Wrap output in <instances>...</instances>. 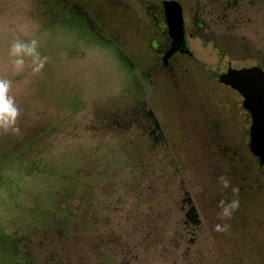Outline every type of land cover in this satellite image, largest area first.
<instances>
[{
  "label": "rangeland",
  "instance_id": "obj_1",
  "mask_svg": "<svg viewBox=\"0 0 264 264\" xmlns=\"http://www.w3.org/2000/svg\"><path fill=\"white\" fill-rule=\"evenodd\" d=\"M79 1L104 38L54 0H0V79L20 111L18 133L0 130V264H264V167L242 98L217 82L264 70V0H178L191 54L167 69L160 0H138L139 18ZM16 39L37 40L40 72L14 71Z\"/></svg>",
  "mask_w": 264,
  "mask_h": 264
},
{
  "label": "water",
  "instance_id": "obj_2",
  "mask_svg": "<svg viewBox=\"0 0 264 264\" xmlns=\"http://www.w3.org/2000/svg\"><path fill=\"white\" fill-rule=\"evenodd\" d=\"M163 9L167 23L171 47L164 52V64L177 50L183 51L185 32L183 10L177 0H164ZM220 84L230 87L242 98V107L250 116L249 142L250 153L264 166V70L259 65L234 68L228 67L217 76Z\"/></svg>",
  "mask_w": 264,
  "mask_h": 264
},
{
  "label": "flooded vegetation",
  "instance_id": "obj_3",
  "mask_svg": "<svg viewBox=\"0 0 264 264\" xmlns=\"http://www.w3.org/2000/svg\"><path fill=\"white\" fill-rule=\"evenodd\" d=\"M56 1L57 3H60L62 5L63 8L66 9L67 13H70V14H73L75 16H79L81 18L84 19V21L88 24V26L92 29V31L98 35L101 39L104 38V34L103 33V30H101V28L97 26V28L99 29L98 32L97 29H93V27L90 26V23L93 22L91 20L92 18V13L94 12L93 10H89V9H86L85 7H89L88 4H85V3H82L80 2L79 0H54ZM89 3H91L93 5V0H87ZM159 1V0H158ZM163 1L164 0H160V3L158 5V10L156 11L157 14H158V17H157V26L160 30H158L159 32H157V35H161V38H163V51L160 53L159 55V58L161 60V67L163 69H167L169 66H170V61L172 60L173 57H175L176 55L178 54H188L190 55L191 52L188 50L187 48V45H186V42H185V45L186 47L184 48L183 51H180V50H177L176 52H174L169 58H168V61L166 64H164V61L162 59V55L164 54V52H166L170 47H171V39L168 35V30H167V23L165 21V16H164V9H163ZM178 1V0H177ZM114 4L113 6H111V11L113 12L112 14L114 15V17H116L117 15H115V13H121L120 15H118L119 17H124V16H129L130 14L132 15V17H138L137 13H141L140 17H146V12L144 10V3L141 1H138V0H132V3L130 4L131 8L130 9H126L124 7H122L120 4L117 3L116 0H113ZM179 2V1H178ZM128 3V2H127ZM180 3V2H179ZM91 5V6H92ZM134 5V6H133ZM137 6L136 10H135V7ZM182 6V5H181ZM103 8V7H102ZM182 10H183V7H182ZM121 11V12H120ZM184 12V11H183ZM108 13V12H107ZM108 16L110 15L109 13L107 14ZM139 18V17H138ZM183 20H184V16H183ZM91 21V22H89ZM94 23V22H93ZM145 23L147 24V22L145 21ZM134 25V24H133ZM136 25H138L136 23ZM148 27V24L146 25ZM134 29V28H133ZM136 30V32H134L135 36H136V39H137V36H142V39L139 41L140 43L142 42H146V40H150V44L151 45V49L156 51L159 47V41L158 39L155 38V36L153 37H149L147 36V30L143 33L141 32L139 29H134ZM184 32H185V26H184ZM113 35V34H112ZM145 35V37H144ZM156 35V34H155ZM135 38V37H134ZM109 40V41H107ZM106 41L107 42H110V41H113L112 39H107ZM138 40V39H137ZM155 45L156 49H153L152 48V45ZM218 82V81H217ZM223 85V84H222ZM225 86V85H223ZM228 87V86H226ZM230 88V87H229ZM233 90V89H232ZM236 92V91H235ZM240 96V95H239ZM241 97V96H240ZM242 103V101H241ZM242 106V104H241ZM243 108V107H242ZM244 109V108H243ZM245 110V109H244ZM151 117L150 121H148L152 126H156L159 127L160 125H158V123L156 121H154V119L152 118V112H149L148 113ZM249 115V114H248ZM249 149V148H248ZM250 152V151H249ZM253 156V155H252ZM254 157V156H253ZM255 160L258 162V159L256 157H254ZM259 163V162H258ZM193 210V209H192ZM194 215L196 216V214L194 213ZM187 216H190V215H187Z\"/></svg>",
  "mask_w": 264,
  "mask_h": 264
},
{
  "label": "clouds",
  "instance_id": "obj_4",
  "mask_svg": "<svg viewBox=\"0 0 264 264\" xmlns=\"http://www.w3.org/2000/svg\"><path fill=\"white\" fill-rule=\"evenodd\" d=\"M38 42L35 39L27 42L16 39L10 46V55L14 57L12 64L13 69L16 72L23 70L25 65V58H30L33 73L40 72L46 61L47 57H41L37 51ZM11 87V81L7 79H0V130L7 132H19V128L15 127L17 118L20 115V111L16 106L14 98L9 95V89ZM227 186V181L224 182ZM236 204L233 202L230 207L234 208ZM224 216L229 215V208L223 209ZM219 228V226H217Z\"/></svg>",
  "mask_w": 264,
  "mask_h": 264
},
{
  "label": "trees",
  "instance_id": "obj_5",
  "mask_svg": "<svg viewBox=\"0 0 264 264\" xmlns=\"http://www.w3.org/2000/svg\"><path fill=\"white\" fill-rule=\"evenodd\" d=\"M256 161V160H255ZM256 163L258 164V166L260 167V168H262V167H264V166H260L259 165V163L256 161ZM241 180V179H240ZM187 215H190V216H187ZM185 216L187 217V219L189 218V220H190V223H196L197 221H198V219H197V217L194 215V211L192 210V208H190L187 212H186V214H185ZM188 221V220H187ZM188 226H189V224H188ZM102 264H106V263H102ZM107 264H108V262H107ZM225 264H236L235 263V259H230V260H228V262H226Z\"/></svg>",
  "mask_w": 264,
  "mask_h": 264
}]
</instances>
